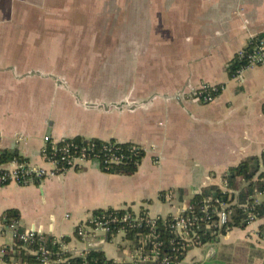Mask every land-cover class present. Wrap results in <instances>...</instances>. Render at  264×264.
Masks as SVG:
<instances>
[{
  "label": "crops",
  "instance_id": "0c3cea01",
  "mask_svg": "<svg viewBox=\"0 0 264 264\" xmlns=\"http://www.w3.org/2000/svg\"><path fill=\"white\" fill-rule=\"evenodd\" d=\"M258 37L264 0H0V156L17 152L52 169L42 157L46 136L115 140L146 152L132 176L90 161L1 187L0 228L16 210L22 230L67 237L63 250L80 256L93 241L76 230L98 210L177 216L203 189L227 191L229 169L264 153V65L239 81L230 76L238 53ZM202 84L223 87L213 103L172 99ZM263 222L191 249L180 264L209 261L223 243L264 249ZM14 244L11 233L0 235V252ZM100 250L120 264L133 255L123 233Z\"/></svg>",
  "mask_w": 264,
  "mask_h": 264
},
{
  "label": "built area",
  "instance_id": "2783aa9c",
  "mask_svg": "<svg viewBox=\"0 0 264 264\" xmlns=\"http://www.w3.org/2000/svg\"><path fill=\"white\" fill-rule=\"evenodd\" d=\"M236 60L245 62L235 70L231 77L237 81L241 80L247 70L264 65V38L258 37L253 39L249 48L243 49L238 53ZM222 89V86L202 84L198 87H190L186 92H180L172 99L178 102L197 100L203 104H210L219 97ZM44 139L45 145L42 149V157L53 168L45 169L14 161L16 168L12 171L6 170L0 175V188L10 183L26 186L37 181H43L81 167L86 162L97 161L100 163L97 157L94 159L87 157L85 153L86 148H82V151L78 153V146L74 144H64L59 147V143L64 140L56 143L49 136H46ZM106 142L108 145L105 146V150L112 151L115 145L111 144L110 141ZM49 145H51L50 150ZM91 147H94V145ZM141 148L145 151L143 147ZM121 158L113 153L108 159L104 160V165L110 162L118 163L122 160ZM225 184L228 189L227 182ZM215 203L213 204L212 198H209L205 200V203L199 210L193 206H187L179 215L173 216L171 222L167 224V228L174 235V239L169 240L168 243L157 229L158 220L161 218L165 219L166 217L150 216L148 213H136L131 209H124L128 212L122 216L113 213L94 215L88 222L78 226L76 234L82 239L90 238L93 241V243L91 241L89 243V250H100L102 246L118 233H123L126 239L129 229H147L146 233L140 236L139 246L133 247L134 251L130 262L174 264L176 257L169 254L167 248L165 249L166 245L168 247L169 244L168 249L170 248L172 252L181 254L187 253L194 248L211 246L213 243L204 242L206 230L211 228L220 230L231 221V211L227 210L229 205L221 203L219 200H216ZM255 203L258 204L257 200ZM218 205H220V208H218ZM254 209L255 207L245 206L247 213L246 220L249 225L259 220L253 213ZM210 212L217 218L215 222H212L213 216H209ZM5 233H11L14 239H19L25 247L34 243L36 237L39 235L35 231L20 232L18 220L10 224L4 223L0 228V235ZM214 234H217V231ZM261 238L264 240V235ZM58 242L62 245L63 249V242L61 240H58ZM128 242L132 246V243ZM0 253L3 255V250ZM32 253L38 256L42 264H52L51 254L46 248L42 247L39 251H33Z\"/></svg>",
  "mask_w": 264,
  "mask_h": 264
},
{
  "label": "trees",
  "instance_id": "16d2710c",
  "mask_svg": "<svg viewBox=\"0 0 264 264\" xmlns=\"http://www.w3.org/2000/svg\"><path fill=\"white\" fill-rule=\"evenodd\" d=\"M245 62L236 60L230 68V76L234 74L241 65ZM114 144L112 151L105 150V146L108 145L106 141L99 139H85L81 137H75L73 139H65L59 143V147L64 144H74L78 146V150L82 151V148H86L85 153L89 159L98 158L100 161L101 169L109 174H118L122 176L134 175L144 159L146 153L141 146L133 143H118L115 140L110 141ZM94 145V147H91ZM51 145H49V150ZM122 157L121 161L110 162L104 165V160L108 159L111 154ZM17 161L18 163H25L26 160L18 155L17 152H3L0 156V166L8 164L10 162ZM78 169V168H76ZM6 170L0 169V175ZM225 180L228 185V190L223 191L218 186H210L202 190L200 194H197L192 200L188 202V206H193L199 210L205 200L212 198V203L219 200L221 203L228 204V211H231V221L227 226L218 230L217 228H211L206 230V236L204 238L205 243L217 244L220 242L221 237L226 236L228 231L234 228L245 230L248 227L247 213L245 206L255 207L253 213L259 220H264V202L256 204V196L258 194L264 195V153L261 157H251L241 162L238 166L229 169ZM220 208V205H218ZM131 211V210H130ZM125 210H98L94 213L95 216L103 213H113L120 216L124 215ZM209 216H213L212 222L216 221V217L211 212ZM19 213L16 210H7L4 214V223L10 224L15 220H19ZM173 216H168L165 219L158 220V231L162 233V237L165 241L174 239V235L171 234L167 224L171 222ZM20 228V232H23ZM147 229H129L126 240L132 243L133 247L139 246V240L141 234L146 233ZM217 231V234H214ZM260 237L264 235V222L260 226ZM68 238L64 237L61 242H67ZM42 247L49 250L51 254L52 264H117L114 260H110L106 257L102 250H89L83 255L73 256L72 254L65 252L62 249V245L57 239L47 235H38L34 243L25 247L19 240H15L13 248L3 247V260L5 264H42V261L37 255L33 254V251H39ZM169 247V244H168ZM170 255L176 257L174 264H180L186 258L187 253H175L168 249ZM217 254L213 255L206 264H264V249L252 242H240L237 244L223 243L219 247ZM134 251V250H133ZM121 264H154L152 262H123Z\"/></svg>",
  "mask_w": 264,
  "mask_h": 264
},
{
  "label": "rangeland",
  "instance_id": "374dc122",
  "mask_svg": "<svg viewBox=\"0 0 264 264\" xmlns=\"http://www.w3.org/2000/svg\"><path fill=\"white\" fill-rule=\"evenodd\" d=\"M257 199L259 201H264V195L258 196ZM222 242H225V240H222ZM221 242V243H222ZM209 259V257H206V259L204 261H202L201 259H199L198 257H195L191 260V262L189 264H206L207 260Z\"/></svg>",
  "mask_w": 264,
  "mask_h": 264
}]
</instances>
